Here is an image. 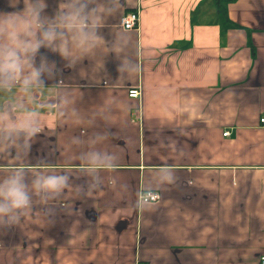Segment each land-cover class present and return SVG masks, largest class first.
<instances>
[{
  "label": "crops",
  "instance_id": "crops-1",
  "mask_svg": "<svg viewBox=\"0 0 264 264\" xmlns=\"http://www.w3.org/2000/svg\"><path fill=\"white\" fill-rule=\"evenodd\" d=\"M34 3L47 23L73 0H0V11ZM87 3L96 45L66 33L67 56L41 48L44 86L3 98L22 104L6 112L17 121L37 114L39 131L0 139V182L23 170L29 196L0 215V264H259L264 0ZM132 10L137 26L124 29ZM52 174L67 187L34 188ZM144 190L157 200L142 202Z\"/></svg>",
  "mask_w": 264,
  "mask_h": 264
},
{
  "label": "clouds",
  "instance_id": "clouds-1",
  "mask_svg": "<svg viewBox=\"0 0 264 264\" xmlns=\"http://www.w3.org/2000/svg\"><path fill=\"white\" fill-rule=\"evenodd\" d=\"M43 5L34 3L25 9L0 11V139L35 135L39 131L38 115L24 111L18 121L7 113L22 110V104L11 102L5 106V95L13 94L15 89L25 95L44 86L52 76V69L41 48L67 56L68 44L63 39L71 33L72 42L84 50H90L97 43L96 25L89 19L87 0H73L70 11L58 19L43 20ZM60 40L56 45L54 42ZM90 162L99 163L103 153H86ZM66 175H45L36 178L33 186L37 190L59 193L67 187ZM29 203L27 185L23 170L14 172L0 182V215L14 209H21Z\"/></svg>",
  "mask_w": 264,
  "mask_h": 264
},
{
  "label": "built area",
  "instance_id": "built-area-1",
  "mask_svg": "<svg viewBox=\"0 0 264 264\" xmlns=\"http://www.w3.org/2000/svg\"><path fill=\"white\" fill-rule=\"evenodd\" d=\"M138 23V11L132 10L123 13L119 19V24L124 29H134ZM128 96L131 98H138L140 91L138 88L132 87L128 90ZM259 122L264 124V115L259 118ZM228 131L223 132V135H226ZM141 201L142 202H150L155 201L158 198V193L152 190H144L141 192ZM133 264H148L145 261H137ZM259 264H264V256H261L259 260Z\"/></svg>",
  "mask_w": 264,
  "mask_h": 264
},
{
  "label": "trees",
  "instance_id": "trees-1",
  "mask_svg": "<svg viewBox=\"0 0 264 264\" xmlns=\"http://www.w3.org/2000/svg\"><path fill=\"white\" fill-rule=\"evenodd\" d=\"M133 264V263H132Z\"/></svg>",
  "mask_w": 264,
  "mask_h": 264
}]
</instances>
